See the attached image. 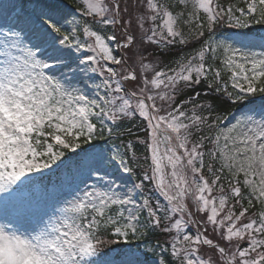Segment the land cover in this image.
I'll return each instance as SVG.
<instances>
[{"label": "rangeland", "instance_id": "1", "mask_svg": "<svg viewBox=\"0 0 264 264\" xmlns=\"http://www.w3.org/2000/svg\"><path fill=\"white\" fill-rule=\"evenodd\" d=\"M168 1L76 0L78 10L65 0H0V264H164L157 254L165 248L152 255L149 244H130L151 219L122 149L93 144L131 116L147 122L139 141L146 144L158 196L169 201L158 213L168 219L164 240L172 257L180 264L260 259L254 239L249 236L245 248L235 239L250 220L240 225L223 209L225 195L216 194L201 167L205 152L216 156L232 177V194L239 195L240 184L261 203L264 228V95L255 96L264 78V37L213 33L182 53L174 70H157L150 51L171 39L184 42L180 19L188 28L196 21V37L204 19L207 30L215 19L212 0H174L175 9ZM246 7L242 19H232L237 26L263 20L264 0ZM9 14H17L14 21ZM116 51L121 60L114 59ZM193 76L230 88L243 102L208 143L191 138L197 129L169 111L171 91ZM45 176L58 180L45 189L36 183ZM102 230L107 235L100 238ZM116 240L128 245L100 258L101 248ZM214 242L228 261L221 249L205 245Z\"/></svg>", "mask_w": 264, "mask_h": 264}, {"label": "trees", "instance_id": "2", "mask_svg": "<svg viewBox=\"0 0 264 264\" xmlns=\"http://www.w3.org/2000/svg\"><path fill=\"white\" fill-rule=\"evenodd\" d=\"M241 1L242 0H217L216 7L224 12V14L233 12L236 13L237 7L234 5L235 3L241 4ZM256 27L262 29L264 33V27L262 24H258ZM255 29L258 30L257 33H259V29ZM216 30L225 33L230 32L227 31V29L221 30L219 25H216ZM248 30L253 31V29L250 28ZM177 54L178 49L175 47H172L167 52H158L157 57L160 66L163 65L164 67H167V64H171V61L174 60V56H177ZM217 88L216 86L210 85L208 82L201 80L197 85L182 84L176 91L172 93L173 100L171 103V108H174L183 101H187L186 104L180 106L178 113L186 117V120L183 122L184 125L190 124L192 127L197 129L188 133L191 135V138L197 139L200 136L206 137L208 143V140L210 139V132L215 128L214 124L216 122H220V120L224 118L226 114H229L236 109V104L230 102V100L221 93L222 91L220 90V87ZM192 116L200 121V126L193 125L195 123L192 122ZM203 121L205 124L202 123ZM132 124L135 125H129L132 131H139L145 126L144 122L138 123L134 121ZM208 126L211 130L207 129ZM208 136L209 138H207ZM140 137H142L141 133L136 134V136L126 134L122 138L117 139L116 143L123 147L129 165L132 168L134 178L138 183H140L142 190L149 201L150 209L155 215L156 224H153L152 227H150L146 233V237H144V240L147 241L150 238L151 245H157L158 243H161L168 247V243L164 242V239L162 238V236L164 237L163 231L166 230V225H168V219L165 213H158V211L161 209V204L167 203L168 205L169 203L168 201L163 200L162 197L158 196L159 193L153 185L151 172L144 170V165H146L149 157L145 149L146 144L136 139ZM203 158V171L205 173L204 176L207 178V183L211 184L216 191L218 189L226 190L225 195L227 202L224 206L225 211H230L233 217L239 218L240 225L246 223L247 218L250 220L248 223H251L252 226H250V229L248 228L246 232L243 230L241 235L246 236L249 242L250 237L251 239H254L253 242L258 245L257 252L262 258L261 260L258 259V264H264V230L261 229L258 217L260 207L257 206L253 201L252 205L248 203L249 196L246 193V190H241L239 194L240 198L234 196L231 192L232 188L230 186L231 184L229 183V178L226 172L222 170L217 164V160L212 158L211 154H208V152L204 153ZM206 168L208 169L207 172ZM249 242L248 244L242 243V248L248 247ZM116 247L120 246L117 245ZM161 257L167 264H180L177 260H173L171 258L169 250L163 252Z\"/></svg>", "mask_w": 264, "mask_h": 264}, {"label": "bare ground", "instance_id": "3", "mask_svg": "<svg viewBox=\"0 0 264 264\" xmlns=\"http://www.w3.org/2000/svg\"><path fill=\"white\" fill-rule=\"evenodd\" d=\"M15 15H17V14H14V15H13V14H12V15L9 14L6 18H7L8 20H10V21H11V20L14 21L13 17H14ZM21 24L23 25V27H24L25 30H29V31H30V27H31V25H30L29 23L22 22ZM57 52H58V51H57Z\"/></svg>", "mask_w": 264, "mask_h": 264}]
</instances>
